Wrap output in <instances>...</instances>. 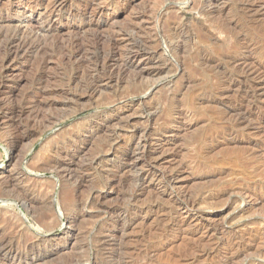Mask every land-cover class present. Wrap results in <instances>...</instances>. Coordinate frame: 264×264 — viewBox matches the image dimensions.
I'll return each instance as SVG.
<instances>
[{
    "label": "rangeland",
    "instance_id": "1",
    "mask_svg": "<svg viewBox=\"0 0 264 264\" xmlns=\"http://www.w3.org/2000/svg\"><path fill=\"white\" fill-rule=\"evenodd\" d=\"M83 1L67 0L59 31L44 37V25L31 11L40 9L46 0H0V49H5L9 40L29 41L34 35L41 45L36 55L31 53L36 47L28 49V63L18 59L11 64L20 82L10 86L9 101L0 97V115L8 108L14 110V116L28 112L15 116L9 127L0 128V264H216L229 257L228 244L251 247L231 264H264V0H126V4L116 5L95 0L82 18L102 8L105 13L95 15L98 34L106 36L134 24L143 26L145 36L137 37L149 43L156 33L152 35L155 43L148 45L157 53L155 63L165 64L167 69L155 79H143L148 87L118 107L85 103V108L73 114L79 105L69 97H53L50 100L55 105L48 108L41 93L30 103L25 99H30L31 90L42 92L49 85L55 87L57 81L56 88L66 87L72 96L73 85L65 82L76 71L62 63L60 54L70 51L64 46L69 37L92 49L94 32L80 31L78 19L75 26L66 22L70 12L82 16ZM55 35L62 40H55ZM51 37L53 41H49ZM93 49L88 56L93 55ZM1 50L0 65L6 56V49ZM34 75H43V82L31 83ZM123 81L106 92L131 93V75ZM0 84L1 91V73ZM242 116L246 121L237 126L234 120ZM34 120L39 123H32ZM102 121L107 122L106 127L99 129ZM140 130L146 132L145 140L133 135ZM112 137L118 142L110 151L104 145ZM75 139L84 142L83 151L73 163L64 159L73 172V178L66 181L57 173L55 163L63 160L62 153ZM144 141V151L133 155L135 169H124L126 181L116 183L110 192L105 180L121 168L119 156L124 155L126 146L133 149ZM91 156L101 160L93 169L88 168ZM159 174L167 178L174 193L165 190ZM135 175L145 181L133 182ZM81 178L84 186L76 189L74 181ZM182 194L204 200L187 209L174 202Z\"/></svg>",
    "mask_w": 264,
    "mask_h": 264
},
{
    "label": "bare ground",
    "instance_id": "2",
    "mask_svg": "<svg viewBox=\"0 0 264 264\" xmlns=\"http://www.w3.org/2000/svg\"><path fill=\"white\" fill-rule=\"evenodd\" d=\"M67 0H46V4L44 5V6H41V8L39 9L38 7H34V8H32V10L33 11H31L32 13H33V15H35V16H37V18L39 19V21H40V23L41 24H43L44 25V28H45V31H43L42 33L44 34V37H46L45 35L46 34H49V33H56V32H58L59 31V22H60V20L62 19V16H64V3L66 2ZM208 1H212V0H208ZM8 2V1H7ZM107 3H108V5H116V4H118V3H123V4H126V0H107L106 1ZM206 2H207V0H206ZM6 3V2H5ZM83 3H84V5H83V7H84V13H82V16L81 15H78V14H74L73 12H70V13H68V15H67V18H66V22L68 23V22H72V24L73 23H75L74 21L76 20V19H78V26H77V28L80 30V31H83L84 33H86L87 31H92V32H94L93 33V36L92 37H94V39H93V41H92V39H91V41H92V44H93V46H94V49H93V46H91L92 47V49L94 50V53H91V54H93L92 56H88V55H90V54H87V52L90 50H87V48L84 46V43L82 44V41L81 42H78L77 40V38H75L76 37V35H75V39H73V37H69V38H71V40H69L68 41V43H67V45H66V43L65 42H67V41H65L64 43V46H67L69 49H70V51H68L67 53H64V52H61V58L60 59H62V63H64V64H66L67 66L68 65H70V66H72L73 68H74V70L76 71L75 72V74H74V76L72 77V78H70L67 82H65L66 84V86H71V85H73V92H71V93H73V94H71L72 96H69V94H68V91L67 90H65L64 88H66V87H61V85L59 86V84H58V86L59 87H61V88H56V84L58 83V81L56 82V84H55V87H54V85H49L46 89H43V90H40V91H42V92H38V90H34L33 89V91L31 90V95H29V98L30 99H25V100H30V103H32V101L33 100H35L36 98H35V96L37 95V94H39V93H41V96H43V102H44V106H48V108L50 107H52V106H54L55 105V102L53 101V100H50V99H52L53 97H55V96H60L61 98L62 97H64L65 99L66 98H68L70 101H72L73 103H75V104H77V105H79V109H77V107H76V109L74 110V111H72V113L74 114V113H76V112H78V111H80V110H82L83 108H85L84 107V104L86 103H91V104H93L92 102H94V104L96 105V106H115L116 105V107H118V105L119 104H124V103H126L127 101H129L131 98V96L133 95V97L134 96H136V95H138L139 96V93H140V91L142 90V89H144V88H147L148 86H147V83H144V81H145V78H156L157 76H160L161 74H162V72L164 71V70H166L167 69V66L165 65V64H163L164 66H160V65H158V64H156L155 62H156V60H158V57L156 56V52H155V50H151L150 49V46L148 45L149 43H155V39L154 38H152V35H154V34H156V33H154V34H152L151 35V33H150V35H151V37H149V39H152L149 43H147L146 42V40H144V38L143 39H139L138 37H137V35H143L144 34V36H145V33H142L143 32V30L145 31V28L143 27V26H140L139 24H134L133 26H126V28H120L119 27V29L117 28V29H115V30H112L110 33H109V31H108V33L109 34H107L106 33V36L104 35V36H101L100 34H98L99 33V31H100V29H98V26H99V20H97V18H98V16L97 17H95V15L96 14H99V15H101V14H104L105 13V11L101 8V9H98V10H96L95 12H94V14H91V13H93L92 12V10H91V13L88 15V16H90V17H86L87 19H83L82 17L85 15H87L86 13L90 10V8L92 7V6H94L93 4L95 3V0H84L83 1ZM101 3V2H100ZM8 4H9V2H8ZM13 4V3H12ZM211 4H213V3H211ZM211 4H210V6H211ZM226 4V3H225ZM35 5V4H34ZM97 5H99V4H97ZM101 5V4H100ZM205 5V4H204ZM252 5V4H251ZM4 6V5H3ZM5 6H6V4H5ZM19 6V5H18ZM29 6V5H28ZM102 6V5H101ZM107 6V5H106ZM105 6V7H106ZM119 6V5H118ZM206 6V5H205ZM207 6H209V4L207 5ZM217 6V5H216ZM11 7V6H10ZM82 7V8H83ZM252 7V6H251ZM6 8V7H5ZM67 8V7H66ZM96 8H98V7H96ZM201 8V7H200ZM216 8V7H215ZM241 8V7H240ZM247 8V7H246ZM250 8V7H249ZM80 9V8H79ZM78 9V10H79ZM30 10V9H29ZM77 10V11H78ZM83 10V9H82ZM206 10V9H205ZM1 11V10H0ZM66 11V10H65ZM218 11V10H217ZM200 12V11H199ZM147 13H148V11H147ZM150 13V12H149ZM218 13V12H217ZM144 14V13H143ZM150 14H152V13H150ZM204 14H205V12H204ZM203 14V15H204ZM212 14V13H211ZM147 15H149V14H147ZM146 14H145V16H147ZM202 15V16H203ZM206 15H207V13H206ZM209 15H210V13H209ZM103 16V15H102ZM107 16V15H106ZM108 16H109V14H108ZM151 16V15H150ZM210 16H212V15H210ZM220 16V15H219ZM100 17V16H99ZM208 17V16H207ZM159 18H161V17H159ZM214 18V17H213ZM36 19V18H35ZM104 19V18H103ZM153 19V18H152ZM1 20V19H0ZM140 20V19H139ZM178 20V19H177ZM63 21V20H62ZM146 21V20H145ZM230 21V20H229ZM77 22V21H76ZM107 22H108V20H107ZM111 22V24L110 25H112V21H110ZM159 22V21H158ZM103 23V22H102ZM2 24V23H1ZM0 24V25H1ZM76 24V23H75ZM108 24V23H107ZM144 24V23H143ZM154 24V23H153ZM158 24V23H157ZM172 24H173V22H172ZM181 24V23H180ZM219 24V23H218ZM170 25V24H169ZM68 26V25H67ZM73 26H75L74 24H73ZM109 26V24L107 25V27ZM105 27V26H104ZM103 27V28H104ZM111 27V26H110ZM158 27V26H157ZM177 27H179V26H177ZM181 27V26H180ZM183 27V26H182ZM102 28V29H103ZM163 28V27H162ZM164 28H166V26L164 27ZM222 28V27H221ZM64 29V28H63ZM67 29H68V27H67ZM108 29V28H107ZM110 29V28H109ZM150 29V28H149ZM157 29V28H156ZM173 29V33L171 32V35H173V36H175L176 34H177V32H176V30H174V28H172ZM171 29V30H172ZM183 29H185V28H183ZM39 30V29H38ZM99 30V31H98ZM160 30H161V28H160ZM159 30V28H158V31H160ZM181 30V29H180ZM180 30H178V31H180ZM4 31V30H3ZM66 31H68V30H66ZM75 31V30H74ZM73 31V32H74ZM79 31V32H80ZM98 31V32H97ZM142 31V32H141ZM152 31V30H151ZM154 31H156L155 30V28H154ZM204 31V30H203ZM229 31V30H228ZM2 32V31H1ZM5 32H7V31H5ZM32 32V31H31ZM69 32V31H68ZM72 32V33H73ZM76 32V31H75ZM77 32H78V30H77ZM76 32V33H77ZM146 32V31H145ZM148 32V31H147ZM161 32L163 33V31L161 30ZM160 32V33H161ZM165 32V31H164ZM41 33V34H42ZM63 33V32H62ZM67 33V32H66ZM65 33V34H66ZM101 33V32H100ZM148 33V34H149ZM153 33V32H152ZM158 33V32H157ZM179 33V32H178ZM4 34V33H3ZM40 34V35H41ZM92 34V33H91ZM102 34V33H101ZM103 34H104V32H103ZM102 34V35H103ZM180 34V33H179ZM207 34V33H206ZM229 34V33H228ZM20 35V34H19ZM19 35L17 36V37H19ZM25 35V34H24ZM69 35V34H68ZM90 35V34H89ZM147 35V34H146ZM160 35V34H159ZM162 35V34H161ZM35 36V39H33V40H29V41H27V40H24V39H13L12 41L11 40H9L8 41V43L6 44V47H5V49H2V50H5L6 52V56H5V60L3 61V63L4 64H1L0 65V73H1V75H2V85H3V87H2V90L0 91V97H2V98H7V100H8V98H11L12 97V89L10 88V86L11 85H17L19 82H20V75H19V73L18 72H16V71H14L13 70V68H12V66H11V64L14 62V61H16V60H18V59H21L23 62H26V63H28V57H29V52H28V49L30 48V49H34L35 47H36V50L34 51V52H31L30 50V52L32 53V54H34V55H36V54H38V50H39V46L41 47V45H40V41H39V37H37L36 35H34ZM33 35H32V37H34ZM50 36V35H49ZM80 36V35H79ZM91 36H90V38H91ZM149 36V35H148ZM158 36V35H157ZM178 36V35H177ZM207 36H208V34H207ZM16 37V38H17ZM24 37V36H23ZM58 36L57 35H55L54 36V39L55 38H57ZM61 37V36H60ZM82 37V36H81ZM86 37V36H85ZM147 37V36H146ZM200 37H202V36H200ZM5 38H6V36H5ZM9 38V37H8ZM14 38V37H13ZM59 38V37H58ZM57 38V39H58ZM84 38V37H83ZM89 38V39H90ZM161 38V37H160ZM159 38V39H160ZM166 38V37H165ZM208 38V37H207ZM1 39V38H0ZM51 39H52V37H51ZM146 39V38H145ZM149 39H148V41H149ZM158 39V38H157ZM175 39V38H174ZM185 39V38H184ZM203 39V38H202ZM45 40V39H44ZM56 40V39H55ZM54 40V41H55ZM60 40H62V39H60ZM60 40L58 39V42H60ZM64 40V39H63ZM81 40H83V39H81ZM180 40H182V39H180ZM49 41H53V39L52 40H49ZM161 41V40H160ZM168 41V40H167ZM84 42V41H83ZM89 42V41H88ZM169 42V41H168ZM4 43V42H3ZM51 43H53V42H51ZM86 43V42H85ZM91 43V42H90ZM127 43V44H126ZM160 43V42H159ZM2 44V43H1ZM45 44H47V43H45ZM44 44V45H45ZM54 44V43H53ZM58 44V43H57ZM178 44V43H177ZM201 44V43H200ZM4 45V44H3ZM3 45H1V46H3ZM61 44L59 43V46H60ZM89 45V44H88ZM188 45V44H187ZM49 46V45H48ZM62 46V45H61ZM63 46V47H64ZM90 46V45H89ZM88 46V47H89ZM153 46V45H152ZM44 47V46H43ZM57 47V46H56ZM47 48V47H46ZM60 48V47H59ZM0 49V50H1ZM61 49H62V47H61ZM91 49V50H92ZM186 49V48H185ZM1 50V51H2ZM47 50V49H46ZM54 50H55V48H54ZM57 50V49H56ZM90 50V51H91ZM43 48H42V52L41 53H43ZM66 51V50H65ZM48 52V51H47ZM51 52H52V50H51ZM3 53V52H2ZM30 53V54H31ZM49 53H50V50H49ZM55 53H56V51H55ZM59 53V52H58ZM88 53H90V52H88ZM46 55H48L47 53H45ZM53 54V53H52ZM198 54V53H197ZM1 55V54H0ZM4 55V54H3ZM2 55V56H3ZM41 55V54H40ZM42 55H44V54H42ZM33 56V55H32ZM201 56H199V58H200ZM202 57H204V56H202ZM4 58V57H3ZM30 58V57H29ZM39 58V57H38ZM50 58V57H49ZM48 58V60H50ZM195 58V57H194ZM205 58V57H204ZM207 58V57H206ZM40 59V58H39ZM38 59V60H39ZM42 60V59H41ZM47 60V61H48ZM192 60V59H191ZM196 60V59H195ZM205 60H207V59H205ZM37 61V60H36ZM64 61V62H63ZM21 62V61H20ZM19 62V63H20ZM22 62V63H23ZM31 62V61H30ZM45 62V61H44ZM165 62V61H164ZM200 62V61H199ZM198 62V63H199ZM202 62H203V65H205L204 64V59L202 58ZM207 62V61H206ZM209 62V61H208ZM21 63V64H22ZM46 63V62H45ZM57 63H59V62H57ZM209 64V63H208ZM35 65V64H34ZM49 65V64H48ZM60 65V64H59ZM65 65V66H66ZM198 65V64H197ZM200 65V64H199ZM198 65V67L200 68V66ZM214 65V64H213ZM66 66V67H67ZM202 66V65H201ZM197 67V68H198ZM204 67V66H203ZM206 67V66H205ZM211 67V66H210ZM32 68H33V66H32ZM44 68H46V67H44ZM68 68V67H67ZM66 68V69H67ZM70 68V67H69ZM47 69V68H46ZM169 69V68H168ZM45 70V69H44ZM34 71V70H33ZM69 71V70H68ZM244 71V70H243ZM256 71H258V70H256ZM259 71H261V70H259ZM70 72V71H69ZM166 72V71H165ZM34 73V72H33ZM262 73V71L260 72V74ZM72 74V73H71ZM48 75V74H47ZM46 74H45V77L47 76ZM127 75H131V77H132V91H131V93H122V92H119V93H116V92H114V90H113V92L111 91L110 93L109 92H106V90H107V88H114L113 87V84L114 85H117V84H119L120 82H122L123 81V79H125V77L127 76ZM258 75H259V73H258ZM262 75V74H261ZM49 76H51V75H49ZM72 76V75H71ZM63 77V76H62ZM47 78V77H46ZM63 78H66V77H63ZM154 78V79H155ZM161 78V77H160ZM159 78V79H160ZM55 79V78H54ZM127 79V82L129 81L128 80V78H126ZM143 79H144V81H143ZM153 79V81H155ZM43 80H44V76L43 75H34L32 78H31V83H33V82H35V81H38V83H41V82H43ZM56 80H58V79H56ZM151 80V79H150ZM49 81V80H48ZM47 81V82H48ZM53 81V80H52ZM147 81V80H146ZM149 81V80H148ZM147 81V82H148ZM25 82V81H24ZM46 82V83H47ZM61 82H62V80H61ZM45 83V82H44ZM123 83H124V81H123ZM123 83H122V85H123ZM164 83H166V82H164ZM48 84V83H47ZM121 84V83H120ZM120 84H119V86H120ZM130 84V83H129ZM149 84H150V82H149ZM1 85V84H0ZM37 85V84H36ZM35 85V86H36ZM63 85V84H62ZM64 85V86H65ZM162 85V84H161ZM46 86V85H45ZM130 85H128V87H129ZM157 86V85H156ZM9 87V88H8ZM152 87V86H151ZM150 87V88H151ZM121 88V87H120ZM120 88H119V90H120ZM7 89V90H6ZM42 89V88H41ZM152 89V88H151ZM117 91H118V89H117ZM30 93V92H29ZM142 93V92H141ZM59 97V98H60ZM1 98V99H2ZM63 98V99H64ZM0 99V100H1ZM54 99V98H53ZM133 99V98H132ZM6 100V101H7ZM11 100V99H10ZM62 100V99H61ZM2 101V100H1ZM9 101V100H8ZM11 101H15V100H11ZM10 101V102H11ZM20 101V100H19ZM5 102V101H4ZM168 102V101H167ZM13 103V102H12ZM20 103V102H19ZM169 103V102H168ZM8 104H10V103H8ZM14 104V103H13ZM1 105V104H0ZM72 105V104H71ZM5 106V105H4ZM24 106V105H23ZM36 106H38L37 104H36ZM65 106V105H64ZM120 106V105H119ZM124 106V105H123ZM10 107V106H9ZM13 107H16V106H13ZM31 107V106H30ZM35 107V106H34ZM6 108V107H5ZM33 108V107H32ZM35 108H38V107H35ZM42 108V107H41ZM45 108V107H44ZM53 108V107H52ZM68 108V107H67ZM144 108V107H143ZM104 109V108H103ZM7 111L6 112H2L3 114H1L0 115V128L1 127H9V124L11 125V122H12V119L16 116H14V110L12 109V108H8V109H6ZM31 110V109H30ZM38 110V109H37ZM43 110V109H42ZM48 110V109H47ZM147 109L145 108V109H143V111H146ZM17 111V110H16ZM22 111V110H21ZM34 111V110H33ZM39 111H41V110H39ZM38 111V112H39ZM37 112V111H36ZM43 112V111H42ZM42 112L40 113V114H42ZM142 112V111H141ZM17 113V112H16ZM19 113V112H18ZM28 114V112H25V111H22L21 112V114H19V115H17L16 116V118H20V117H22L21 115H23V114ZM30 113V112H29ZM35 113V112H34ZM38 113V114H39ZM71 113V112H70ZM26 114V115H27ZM36 114V113H35ZM34 114V115H35ZM43 115H44V113H43ZM50 115H52V114H50ZM69 115V114H68ZM25 116V115H24ZM33 116V115H32ZM31 116V117H32ZM36 116H37V114H36ZM47 116V115H46ZM54 116H55V114H54ZM65 116V115H64ZM246 116V115H245ZM38 117V116H37ZM44 116H42V119H44L43 118ZM63 117V116H62ZM30 118V117H29ZM36 117L34 116L33 117V119H35ZM40 118H41V116H40ZM50 118V117H49ZM52 118V117H51ZM25 119V118H24ZM234 119V118H233ZM236 119V118H235ZM246 119H247V116H246ZM248 119H249V117H248ZM23 120V119H22ZM38 120H39V117H38ZM45 120H47V119H45ZM44 120V121H45ZM49 120V119H48ZM47 120V121H48ZM95 120V119H94ZM18 121V120H17ZM17 121H15V122H17ZM25 121V120H24ZM31 121V120H30ZM36 120H34V121H32V123L33 122H35ZM43 121V120H42ZM43 121V122H44ZM244 121H246L245 120V117L244 116H242V117H240V118H238V119H236V120H234V123L238 126H240L241 124H243L244 123ZM251 121V120H250ZM28 122H29V120H28ZM27 121H26V123H28ZM38 123H39V121H37ZM37 122H35V123H37ZM43 122H41V123H43ZM49 122H50V120H49ZM48 122V123H49ZM248 122H249V120H248ZM23 123H25V122H23ZM31 123V122H30ZM106 123L107 122H100V126H98L99 127V129H102V128H105L106 126ZM250 123V122H249ZM19 124V123H18ZM47 124V123H46ZM94 124L96 125V122H94ZM99 124V123H98ZM246 124V123H245ZM27 125V124H26ZM25 125V126H26ZM29 125V124H28ZM34 125V124H33ZM244 125V124H243ZM242 125V126H243ZM13 126V125H12ZM15 126V125H14ZM43 126H45V125H43ZM47 126V125H46ZM45 126V127H46ZM77 126V125H76ZM75 126V127H76ZM108 126V125H107ZM37 127V126H36ZM35 127V128H36ZM39 127H41V126H39ZM249 127H250V125H249ZM248 127V128H249ZM18 128V127H17ZM16 129V128H15ZM30 129V128H29ZM42 129V128H41ZM94 129H95V127H94ZM107 129V128H106ZM261 129V128H260ZM6 130H7V128H6ZM17 130V129H16ZM38 130V128H36V131ZM80 130V129H79ZM262 130V129H261ZM30 131V130H29ZM35 131V130H34ZM76 131V130H75ZM95 131V130H94ZM141 131V130H140ZM9 132H10V130H9ZM22 132H23V129H22ZM262 132H264V131H262ZM12 132H10V134H11ZM18 133V132H17ZM16 133V134H17ZM34 133V132H33ZM144 133H146L144 130H142L141 132H134L133 133V135H139L138 136V138L139 139H146V134H144ZM149 133V132H148ZM163 133V132H162ZM14 134V133H13ZM19 134V133H18ZM30 134V133H29ZM21 135V134H20ZM73 135V134H72ZM103 135V134H102ZM6 136V135H5ZM34 136V135H33ZM74 136H75V134H74ZM96 136H98V135H96ZM112 136V135H111ZM110 136V137H111ZM118 136V135H117ZM148 136V135H147ZM18 137H19V135H18ZM76 137V136H75ZM119 137V136H118ZM7 138V137H6ZM24 138V137H23ZM70 138V137H69ZM74 138V137H73ZM109 138V137H108ZM121 138V137H120ZM8 139V138H7ZM19 139V138H18ZM119 139V138H118ZM144 139V140H145ZM17 140V139H16ZM71 140V139H70ZM120 140V139H119ZM18 141V140H17ZM22 141V140H21ZM25 142V141H24ZM72 142V141H71ZM74 142L75 143H73V144H70V145H67L68 147L64 150L65 152L64 153H62V156L60 157V159H63V160H59V161H57L55 164H56V167H57V173L59 174V176H61V177H63V178H67L66 179V181L69 179V178H73L72 177V167H71V169H70V166L68 165V164H65L64 163V159H70V163H73L74 162V158L75 157H79L80 156V154H81V152L83 151V146H84V142L83 143H81V142H79V141H77V139H75L74 140ZM117 137H115V138H110V139H106L105 140V145H104V147L105 148H107V149H111V148H114V145L115 144H117ZM120 142V141H119ZM15 144V143H14ZM67 144V143H66ZM119 144V143H118ZM145 144H146V142L144 141V143L142 144H137V145H135L134 147H133V149H130V147L129 146H126V148H125V152H123L124 153V155H122L121 154V156H119V158H122V160L120 161L118 158V161H120V162H122L119 166H121V168L118 170V172L117 173H114L112 176H110V175H108V176H110L108 179H104L105 181H106V185L107 186H109V188H110V192H113V187H114V185L116 184V183H120V182H125L126 181V178H125V176L123 175V171H124V169H126L127 167L128 168H134L135 167V165H136V163H134L133 161V159H135V158H133V155H134V152H136V151H139V150H141V152H143L144 151V149H145ZM19 146V145H18ZM57 147V146H56ZM124 148V147H123ZM56 149V148H55ZM54 150V149H53ZM63 150V149H62ZM108 150V151H109ZM51 151V150H50ZM55 151V150H54ZM111 151V150H110ZM115 151V150H114ZM99 152H102V151H99ZM10 153V152H9ZM53 153V152H52ZM105 153V152H104ZM103 152H102V154H104ZM58 154V153H57ZM116 154V153H115ZM142 154H144V153H142ZM147 154V153H146ZM10 155V154H9ZM101 155V154H100ZM120 155V154H119ZM140 155H141V153H140ZM50 156V155H49ZM52 156V155H51ZM99 156V155H98ZM135 156V155H134ZM9 158H10V156H8ZM141 157H143V156H141ZM92 158V156L90 157V159ZM124 158V159H123ZM50 159V158H49ZM82 159V158H81ZM89 159V160H90ZM112 159V158H111ZM116 159V160H117ZM141 159V158H140ZM100 160V157H98V158H94L93 157V159H91L90 161H89V163H88V168H92V167H94V165L95 164H97L98 163V161ZM147 160V159H146ZM54 161V160H53ZM52 161V162H53ZM81 161V160H80ZM101 161V160H100ZM103 161V160H102ZM69 162V161H68ZM54 163V162H53ZM40 164H41V162H40ZM39 164V165H40ZM49 164V163H48ZM86 163H84V165H85ZM118 164V163H117ZM81 165V164H80ZM83 165V164H82ZM152 165V164H151ZM96 166V165H95ZM81 167V166H80ZM42 168H43V166H42ZM46 168V167H45ZM116 168V167H115ZM114 168V169H115ZM74 169V168H73ZM93 169V168H92ZM135 169V168H134ZM82 170V169H81ZM80 170V171H81ZM96 169H94V171H95ZM116 170V169H115ZM114 170V171H115ZM52 171V170H51ZM53 171H54V169H53ZM56 171V170H55ZM84 171V170H83ZM88 171H90V170H88ZM93 171V170H92ZM113 171V172H114ZM117 171V170H116ZM125 171H127V170H125ZM134 171V170H133ZM86 172V171H85ZM135 172V171H134ZM81 173H83L82 171H81ZM109 173V172H108ZM122 173V174H121ZM128 173H130L129 171H128ZM179 173V172H178ZM22 174V173H21ZM55 174V173H54ZM124 174H126L125 172H124ZM131 174H132V172H131ZM135 174V173H134ZM136 174H138V173H136ZM79 175V174H78ZM83 175V174H82ZM96 175V174H95ZM176 175H177V172H176V174L174 173L173 175H171V177L174 179L175 177H176ZM19 176H21V175H19ZM59 176H57V177H59ZM92 176V175H91ZM90 176V177H91ZM105 176V175H104ZM135 176H137V175H135ZM152 176V175H151ZM105 177H107V176H105ZM105 177H103V178H105ZM24 178V177H23ZM23 178H22V180H23ZM97 178V177H96ZM96 178H94V180L96 179ZM155 178V177H154ZM158 178H160V180L162 179L163 180V182H165L166 183V187H165V190L167 191V192H169V193H174L173 192V189H172V186H170L169 185V183H168V180H167V178L166 177H164L163 176V174L161 175V174H159V176H158ZM77 179V178H76ZM85 179V178H84ZM90 179V178H89ZM93 179V178H92ZM98 179H99V177H98ZM97 179V180H98ZM130 179H132V178H130ZM129 179V180H130ZM25 180V179H24ZM63 180V179H62ZM74 180H75V178H74ZM73 180V181H74ZM78 180V179H77ZM88 180V179H87ZM14 181V180H13ZM16 181V180H15ZM89 181V180H88ZM131 181V180H130ZM132 181L133 182H135V183H137V184H139V183H141V182H143V181H145L144 179H143V177L142 176H137V177H135L134 179H132ZM131 181V182H132ZM170 181V180H169ZM11 182V181H10ZM17 182V181H16ZM54 182V181H53ZM75 183H74V185H75V188L76 189H79L81 186H82V184H83V181H82V178L79 180V181H74ZM85 183H86V181H84ZM91 182V181H90ZM89 182V183H90ZM98 182V181H97ZM104 182V181H103ZM131 182H129V185H130V183ZM95 183V182H94ZM103 184V183H102ZM126 184V183H125ZM127 184H128V182H127ZM72 185V184H71ZM119 185V184H118ZM128 185V186H129ZM136 185V184H135ZM134 185V186H135ZM83 186H84V184H83ZM100 186V185H99ZM125 186V185H124ZM127 186V185H126ZM136 186H138V185H136ZM13 187V186H12ZM18 189H19V187H18ZM17 189V190H18ZM27 189V188H26ZM103 189V188H102ZM137 190V189H136ZM27 191V190H26ZM79 191V190H78ZM93 191V190H92ZM99 191V190H98ZM100 191H102V190H100ZM140 192H141V190H139ZM18 192H21V191H18ZM77 192V191H76ZM22 193V192H21ZM135 193V192H134ZM137 193V192H136ZM135 193V194H136ZM18 194V193H17ZM20 194V193H19ZM54 194V193H53ZM99 194V193H98ZM129 194V193H128ZM178 194V193H177ZM224 193H221L220 195H218L217 197L219 198L220 196L222 197V195H223ZM21 195V194H20ZM91 195V194H90ZM183 195V194H182ZM15 196V195H14ZM24 196V195H23ZM48 196V195H47ZM53 196V195H52ZM57 196V195H56ZM103 196V195H102ZM185 196L186 195H183V197L182 198H175L174 199V202H175V204H177V205H179V206H183L184 208H187V209H191V208H194V207H196L197 206V204H199L200 203V201H203L204 199H189L188 198V195L186 196L187 198H185ZM18 197V196H17ZM26 197V196H25ZM51 197V196H50ZM134 197H136V196H134ZM133 197V198H134ZM177 197H178V195H177ZM190 197V196H189ZM19 198H21V197H19ZM78 198V197H77ZM51 199V198H50ZM220 199V198H219ZM25 200V199H24ZM78 200V199H77ZM96 200H97V198H96ZM213 200V199H212ZM210 201V200H209ZM215 201V200H214ZM26 202H27V200H26ZM211 202V201H210ZM98 203V202H97ZM202 203V202H201ZM33 204V203H32ZM35 205V204H34ZM82 206V205H81ZM95 206V205H94ZM34 207V206H33ZM83 207V206H82ZM98 207V206H97ZM76 210H77V208H76ZM111 210V209H110ZM118 210V209H117ZM80 211V210H79ZM76 212V211H75ZM81 214V213H80ZM84 214V213H83ZM74 215V214H73ZM84 216V215H83ZM75 218H77L76 216H75ZM73 219V218H72ZM83 219V218H82ZM87 219V218H86ZM45 220H46V218H45ZM71 220V219H70ZM43 223H44V221H43ZM72 223V225H73V222H71ZM70 224V223H69ZM73 227V226H72ZM122 231L124 230V228H122L121 229ZM123 235V234H122ZM3 239V238H2ZM2 242V241H1ZM3 244V243H2ZM120 245V244H119ZM225 246H226V244H224ZM223 245V246H224ZM124 246V245H123ZM126 246V245H125ZM228 247H227V252L230 254L229 255V257L228 258H224V259H221V260H218L217 261V263L216 264H231L232 263V261L234 260V259H236V258H238V257H241V256H243L246 252H248L249 250H250V248L251 247H242V246H240L239 244H228L227 245ZM221 247V246H220ZM2 248V247H1ZM0 248V249H1ZM9 248V247H8ZM10 248H12V247H10ZM3 249H4V247H3ZM20 249V248H19ZM10 250V249H9ZM22 250V249H21ZM122 250V249H121ZM195 250V249H194ZM193 250V251H194ZM208 250H210V249H208ZM213 250V249H212ZM1 251V250H0ZM11 251V250H10ZM9 251V252H10ZM17 251H18V249H17ZM26 251V250H25ZM128 251V250H127ZM126 251V252H127ZM132 251V250H131ZM191 251H192V249H191ZM204 251V250H203ZM202 251V252H203ZM211 251V250H210ZM209 251H207V253H208ZM8 253V252H7ZM18 254H19V252H17ZM21 253V252H20ZM118 253H119V251H118ZM125 253V252H124ZM16 254V253H15ZM17 254V255H18ZM121 254V253H120ZM137 255V254H136ZM204 255H207V254H204ZM116 256H117V254H116ZM119 257V256H118ZM142 257V256H141ZM140 257V258H141ZM133 258V257H132ZM111 259V258H110ZM116 260V259H115ZM120 260V259H119ZM119 260H117V261H119ZM124 260H126V259H124ZM127 261V260H126ZM34 262H36V261H34ZM33 262V263H34ZM150 262V261H149ZM16 263L17 264H19L20 263V261H16ZM109 263H111V262H109ZM118 263V262H117ZM114 264V263H113ZM116 264V263H115ZM120 264V263H119ZM134 264H136V263H134Z\"/></svg>",
    "mask_w": 264,
    "mask_h": 264
}]
</instances>
